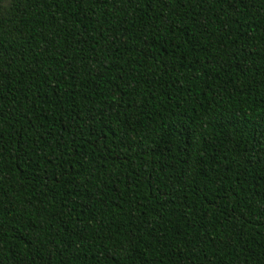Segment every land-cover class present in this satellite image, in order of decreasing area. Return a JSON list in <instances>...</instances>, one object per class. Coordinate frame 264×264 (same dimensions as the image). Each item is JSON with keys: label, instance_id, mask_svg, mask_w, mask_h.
Segmentation results:
<instances>
[{"label": "trees", "instance_id": "trees-1", "mask_svg": "<svg viewBox=\"0 0 264 264\" xmlns=\"http://www.w3.org/2000/svg\"><path fill=\"white\" fill-rule=\"evenodd\" d=\"M0 264H264V0H0Z\"/></svg>", "mask_w": 264, "mask_h": 264}]
</instances>
